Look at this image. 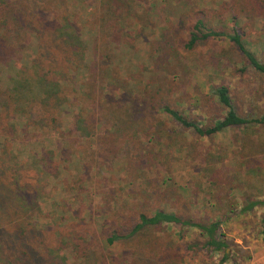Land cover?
I'll return each instance as SVG.
<instances>
[{"label":"trees","instance_id":"trees-1","mask_svg":"<svg viewBox=\"0 0 264 264\" xmlns=\"http://www.w3.org/2000/svg\"><path fill=\"white\" fill-rule=\"evenodd\" d=\"M94 5L93 0H0V67L13 63L15 72L12 85L0 87V136L5 140L0 149V264H67L63 247L73 264H189L198 255L200 264L215 257L221 258L218 264L227 263L233 250L224 224L264 207V201L247 198L242 209L231 203L228 214L210 217L211 208H226L232 187L217 162L202 177L204 183L196 182L208 199L201 206L205 217H195L189 198L173 183L172 158L193 141L226 132L235 140L245 136L239 144L259 150L264 115L241 112L225 84L210 85L203 99L212 107L200 113L201 121L192 120L176 99L178 75L152 72L130 85L112 67V56L130 29L132 3L100 0ZM239 6L248 25L264 19V0H240ZM212 20L209 10L183 13L176 21L179 30L170 25L157 43L155 63L167 70L176 65L175 49L194 52L224 38L229 48L217 57L237 56L245 65L241 73L252 71L264 80V60L247 48L237 23L228 34L214 30ZM29 50L28 64H21ZM205 69L215 71L214 61ZM72 105L73 121L65 133L63 117ZM251 134L258 137L253 140ZM45 136L61 139L60 161L44 146L38 161L21 162L12 154L16 140ZM260 161L245 166L258 167ZM149 175L157 176L151 187L155 194L145 196L138 183ZM59 178L61 216L50 222L40 200L53 193L50 181ZM191 230L196 238L186 243L185 232Z\"/></svg>","mask_w":264,"mask_h":264},{"label":"rangeland","instance_id":"rangeland-1","mask_svg":"<svg viewBox=\"0 0 264 264\" xmlns=\"http://www.w3.org/2000/svg\"><path fill=\"white\" fill-rule=\"evenodd\" d=\"M93 1L97 6L100 0ZM128 1L132 3V16H129L130 29L127 30L128 34L125 39L119 40V49L113 52L112 56V67L116 69L117 75L125 78V81L129 82L130 85L134 82L143 81L152 72L157 77H161L164 73H169L171 76L178 75L180 84L178 85L179 92L176 94V99L186 107L192 120L201 121L203 118L200 113L209 109L211 111V104H206L207 100L203 99V97L212 84L229 86L235 103L241 112L264 115V80L252 71L241 73L240 70L245 65L237 56L226 53L224 58L217 57V54L223 48H229V43L226 39L223 38L222 40L211 42V44L201 46L196 51L189 53H185L180 48L175 49L176 51L173 54L176 56V65H170L167 70L161 63L156 64V59L154 60L155 56L159 55L157 53V43L167 33L170 25L179 30V26L176 23L178 17L190 10L199 9L212 11L215 17V20H212L214 30L229 34L232 32L233 23L236 22L237 27L242 29L246 35L245 44L247 48L260 61H263L264 19H256L252 24L248 25L239 6L240 0ZM95 5L94 7H96ZM125 14L128 15L127 13ZM218 14H221L220 20H218ZM108 34L110 33L108 32ZM108 39V46H110L112 37ZM99 46L101 50L103 45ZM31 51L29 50L22 56L21 64H28ZM211 61H214L215 71L205 69L206 64ZM13 67V63L0 67L1 88L4 89L12 85L15 75ZM66 109L63 117L65 133L72 124L75 106H68ZM237 135L240 137L241 134L238 133ZM250 136L253 140L258 137L256 134H251ZM188 139L190 141L193 140L191 137ZM242 140L247 139L242 136L241 139L235 140L232 132H226L210 140L193 141L191 143L192 146H188L182 152H174L172 158L173 171L171 174L173 183L180 193L189 198L188 201L192 204L190 205L192 208L191 214L193 213L195 217H205V215H202L201 206L203 201L208 199L199 191L202 188L196 182L201 181L204 183L205 179L202 177L207 174L209 168L215 167L213 165L217 162L219 165H224L222 172L225 174L226 180H231L232 187L228 190L226 208H222L220 204L216 208H211L210 217L215 218L228 214L231 203H235L237 209H242L246 205L247 198L264 201V147L259 148V150H249L239 144ZM4 141V138L0 136V149ZM234 141L236 144H233ZM262 141H264V136H262ZM41 143L44 145H40ZM61 144V139L48 136L29 142L16 140L12 145V154L21 162L38 161L40 160L43 146L46 147V152L48 151L49 155L54 153L52 155L56 157L57 147ZM30 152L33 153L32 156L29 155ZM234 157H237L238 161ZM256 158L261 160V166H245L246 162ZM237 165H239L238 168H236ZM249 170L252 173H248ZM156 177V175H149L145 183H141V181L138 183V185H142L141 188L145 196L149 193L155 194L151 187H155ZM221 178L225 180L223 176ZM256 179H259L262 184H257ZM60 183L61 178L51 180L49 189L53 188V193L40 200L39 206L49 216L48 220L50 222L55 217L60 218L61 216L59 210H57L59 201L64 197ZM196 193H199V197L195 196ZM156 199H158V196H156ZM155 201L153 203H156ZM49 221L48 223H50ZM223 231L229 242H231L233 250L232 259L225 264H264L256 259V253L264 248V207L258 206L248 213L230 218L224 224ZM185 233L186 243L195 240L196 232L194 230ZM62 255L68 259L67 264H73V262L70 263L69 260L71 258L64 247ZM220 259V257H215L213 260H207L208 262L206 261L205 264H218ZM199 260H201V255H198L189 264H200Z\"/></svg>","mask_w":264,"mask_h":264},{"label":"crops","instance_id":"crops-1","mask_svg":"<svg viewBox=\"0 0 264 264\" xmlns=\"http://www.w3.org/2000/svg\"><path fill=\"white\" fill-rule=\"evenodd\" d=\"M256 259L258 260V262L264 263V248L256 253Z\"/></svg>","mask_w":264,"mask_h":264}]
</instances>
